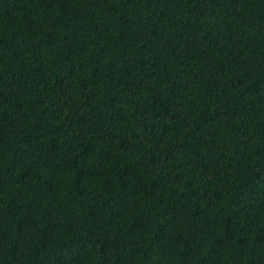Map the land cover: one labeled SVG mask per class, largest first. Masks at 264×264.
<instances>
[{
	"label": "trees",
	"instance_id": "16d2710c",
	"mask_svg": "<svg viewBox=\"0 0 264 264\" xmlns=\"http://www.w3.org/2000/svg\"><path fill=\"white\" fill-rule=\"evenodd\" d=\"M0 264H264V0H0Z\"/></svg>",
	"mask_w": 264,
	"mask_h": 264
}]
</instances>
